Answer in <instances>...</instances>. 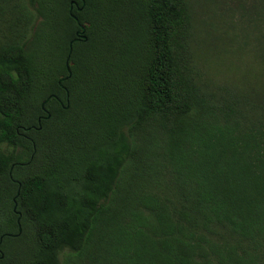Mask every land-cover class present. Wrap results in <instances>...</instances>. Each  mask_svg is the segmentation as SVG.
I'll return each mask as SVG.
<instances>
[{"label":"trees","instance_id":"1","mask_svg":"<svg viewBox=\"0 0 264 264\" xmlns=\"http://www.w3.org/2000/svg\"><path fill=\"white\" fill-rule=\"evenodd\" d=\"M72 1L0 0V264H264V0Z\"/></svg>","mask_w":264,"mask_h":264},{"label":"rangeland","instance_id":"2","mask_svg":"<svg viewBox=\"0 0 264 264\" xmlns=\"http://www.w3.org/2000/svg\"><path fill=\"white\" fill-rule=\"evenodd\" d=\"M215 6H216V5H215ZM215 6H213V7H215ZM195 7H196V10L199 12V14H201L200 17H202L203 20L205 19L206 14H211V15H212V12H213V11L211 10V8H209V7L207 6L206 3L202 4L201 6H200V5H198V6L195 5ZM206 12H207V13H206ZM202 13H203V14H202ZM14 208H15V207H14L13 205H11V209H14ZM16 210H17V209H16ZM1 214H2V213H1ZM0 218H1L2 220H4L5 216H4V215H1ZM6 229H9V227L6 228ZM21 230H22V233H23V232L26 233V237H27V238H30V236H31V229L29 228L28 225H27V226H24V227H21ZM1 233H2V232H0V238L2 237V236H1ZM11 235H13V236H17L15 233H11ZM24 245H25L24 241H22V240H20V239H18V238H15V239H13V240H10V242H9V244H8L9 249H11V251L19 250V249H21Z\"/></svg>","mask_w":264,"mask_h":264},{"label":"water","instance_id":"3","mask_svg":"<svg viewBox=\"0 0 264 264\" xmlns=\"http://www.w3.org/2000/svg\"><path fill=\"white\" fill-rule=\"evenodd\" d=\"M75 3L78 5V10L81 11V10L83 9L84 5H85V0H82V6H80L76 1H72V5L75 4ZM75 18H76L77 22L80 24V29L77 31V38H75L74 40H72V41L70 42V52H69L68 62H67V67H68L69 74H68L66 77H64V78H62V79L60 80V84H62V81H63V80L68 79V78L72 75V72H71V69H70V62H69V59H70V55H71L72 50H73V43H74V41L79 40V39H82V40H85V41L87 40V35L85 34V33H86V25L81 24L80 21H79V19H78L77 17H75ZM50 99H51V96H50L49 98H47L46 100H44L43 103H42V107H43L45 110H46V103H47ZM49 116H50V114L47 115V117H49ZM40 121H41V120H40ZM40 121H39V122H40ZM15 209H16V208H15ZM20 230H21V229H20Z\"/></svg>","mask_w":264,"mask_h":264},{"label":"flooded vegetation","instance_id":"4","mask_svg":"<svg viewBox=\"0 0 264 264\" xmlns=\"http://www.w3.org/2000/svg\"><path fill=\"white\" fill-rule=\"evenodd\" d=\"M78 3V2H77ZM77 8L78 9V5L75 3V4H71V12L73 11L74 8ZM2 240H3V236L0 238V258L4 256V251L2 249Z\"/></svg>","mask_w":264,"mask_h":264}]
</instances>
